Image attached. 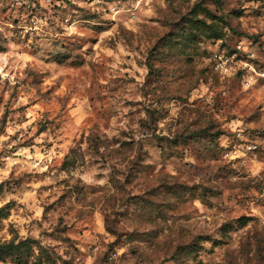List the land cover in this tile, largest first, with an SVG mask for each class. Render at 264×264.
I'll return each instance as SVG.
<instances>
[{"label": "rangeland", "instance_id": "1", "mask_svg": "<svg viewBox=\"0 0 264 264\" xmlns=\"http://www.w3.org/2000/svg\"><path fill=\"white\" fill-rule=\"evenodd\" d=\"M0 207L29 264H264V0H0Z\"/></svg>", "mask_w": 264, "mask_h": 264}, {"label": "trees", "instance_id": "2", "mask_svg": "<svg viewBox=\"0 0 264 264\" xmlns=\"http://www.w3.org/2000/svg\"><path fill=\"white\" fill-rule=\"evenodd\" d=\"M149 68L152 70L153 66L149 65ZM6 207H0V218L4 217V210ZM28 241H19L15 243L12 241H1L0 240V262L7 259L15 260L19 264H29L30 258L33 256L32 247L26 242ZM30 242H34L29 239ZM40 264H42L40 262Z\"/></svg>", "mask_w": 264, "mask_h": 264}, {"label": "built area", "instance_id": "3", "mask_svg": "<svg viewBox=\"0 0 264 264\" xmlns=\"http://www.w3.org/2000/svg\"><path fill=\"white\" fill-rule=\"evenodd\" d=\"M216 61L218 66L224 69L227 67V65H229L230 57H228L226 54H217Z\"/></svg>", "mask_w": 264, "mask_h": 264}]
</instances>
